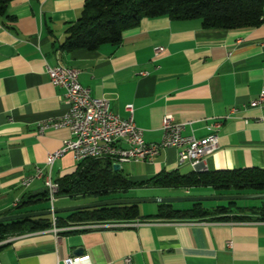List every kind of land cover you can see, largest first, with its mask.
Returning <instances> with one entry per match:
<instances>
[{"label":"crops","instance_id":"0c3cea01","mask_svg":"<svg viewBox=\"0 0 264 264\" xmlns=\"http://www.w3.org/2000/svg\"><path fill=\"white\" fill-rule=\"evenodd\" d=\"M84 2L11 0L7 13L14 20L0 17V215L46 209L44 195L32 197L44 192V179L27 187L21 180L39 166L55 181L73 173L79 162L66 152L50 168L45 165L47 155L70 137L65 127L38 131V123L67 109L64 89L50 82L47 65L77 70L78 81L93 96L106 98L120 118L128 116L125 105L131 104L145 142L161 140L166 114L185 123V135L215 132L218 148L204 157L203 171L264 170V100L253 104L264 90V7L254 27L208 29L199 19L144 18L117 44L68 52L60 45ZM156 47H163L157 55ZM120 165L132 182L197 170L179 164L175 147L161 149L150 162ZM156 212L139 211L137 218L150 223L136 227L71 222L68 212L56 213L63 221L57 227L64 230L15 234L0 244V264H56L75 256L76 247L86 257L83 264H264V220L159 219ZM97 223L107 226L87 227Z\"/></svg>","mask_w":264,"mask_h":264},{"label":"trees","instance_id":"16d2710c","mask_svg":"<svg viewBox=\"0 0 264 264\" xmlns=\"http://www.w3.org/2000/svg\"><path fill=\"white\" fill-rule=\"evenodd\" d=\"M11 0H0V17L14 20L7 8ZM264 0H85L77 20L68 25L60 48L96 50L101 44H117L125 30L136 27L144 18L165 16L169 19H199L203 28L235 29L254 27L261 23ZM59 196H98L99 200L119 198L116 194L131 188L146 187H212L217 194L264 192V170L249 167L232 170H194L180 174L177 170L160 172L143 182H132L113 170L106 158H85L76 170L55 180ZM44 195L47 191L32 197ZM31 197V198H32ZM48 199V198H47ZM31 200V199H28ZM22 203H24L22 201ZM16 209L9 210L12 214ZM5 215V214H3ZM159 219H211L221 221H263L264 199L249 207L236 200L219 201L210 206L191 202L177 209L169 203H159L153 215ZM56 226L62 225L55 214ZM139 217L137 204L107 205L68 212L67 221H128ZM144 217V216H143ZM142 217V218H143ZM141 218V217H139ZM51 227V216H37L0 223V241L9 234H22ZM1 246V245H0Z\"/></svg>","mask_w":264,"mask_h":264},{"label":"built area","instance_id":"2783aa9c","mask_svg":"<svg viewBox=\"0 0 264 264\" xmlns=\"http://www.w3.org/2000/svg\"><path fill=\"white\" fill-rule=\"evenodd\" d=\"M163 47H156L157 55ZM46 72L50 82L64 89V99L67 109L60 117L49 118L38 123V131L41 133L47 127H65L70 137L63 140L62 146L45 159V165L49 168L54 161L71 152L77 161L85 159V154H92V158L106 157L113 163H131L137 161L150 162L161 149L175 147L178 150L179 164L188 163L197 170H201L203 159L218 148V135L211 132L204 137L197 138L194 135L183 134L185 123L175 122L170 114H166L161 120L162 138L158 142H145L143 130L137 127L133 121V107L125 105L128 113L126 118H120L111 111L109 102L104 97H96L91 94L90 88L83 86L78 81V71L60 65L46 66ZM264 100V90H261L259 98L253 104H260ZM37 178L44 179V188L50 201L51 209L56 198L58 186L50 178L49 173L44 174L43 168L36 166L33 174L25 176L21 180V186L27 187ZM55 214H51V229L57 234ZM146 220L139 218L134 221L119 222L120 227H136ZM88 225V226H87ZM87 227H105L104 223L87 224ZM14 238H8L12 240ZM5 241H1L0 244ZM85 256L68 255L59 259L56 264H83ZM130 261L129 257L124 259Z\"/></svg>","mask_w":264,"mask_h":264},{"label":"rangeland","instance_id":"374dc122","mask_svg":"<svg viewBox=\"0 0 264 264\" xmlns=\"http://www.w3.org/2000/svg\"><path fill=\"white\" fill-rule=\"evenodd\" d=\"M127 164H123V172L126 173L127 170ZM253 193V192H250ZM217 194V190H215L212 187H207V186H199V187H191L187 190L180 188V187H175V188H149V187H141V188H134V189H129L126 191H122L115 196L119 198H133V199H140V198H154V197H179V196H186V195H195V196H205V195H214ZM55 200H58L55 202ZM54 200V208H57L59 206L58 204H66V205H60L61 207H66V206H71L75 204H82V203H91L95 201H99L98 196H93V195H86V196H78V197H68V196H59L58 198L56 197ZM102 200V199H100ZM257 199H240L236 200L237 205L241 207H249L255 203ZM203 205L205 206H210L211 204H216L219 201H202ZM224 202V201H222ZM159 203H154V202H143L137 204L139 211L142 213H151L155 212L157 209V205ZM174 208H186L190 206L191 202L187 201H175L170 203ZM46 209L51 208L50 201L47 200L43 202V204ZM35 211V210H33ZM63 214V213H61ZM50 216V215H49ZM15 234H9L7 235L2 241L11 238ZM1 242V241H0Z\"/></svg>","mask_w":264,"mask_h":264},{"label":"water","instance_id":"95a60500","mask_svg":"<svg viewBox=\"0 0 264 264\" xmlns=\"http://www.w3.org/2000/svg\"><path fill=\"white\" fill-rule=\"evenodd\" d=\"M121 165L119 163H113V170L119 171ZM240 199H264V192L262 193H242V194H214V195H205V196H195V195H186L179 197H154V198H114V199H104L91 203H82L75 204L71 206L61 207V208H49L38 211H27L19 212L12 214L0 215V223L7 221H14L19 219L51 215L52 213H62V212H71L80 209H87L99 206L107 205H121V204H139L143 202H154V203H172L175 201H187V202H202V201H227V200H240ZM75 256L82 254L81 247H76L73 250Z\"/></svg>","mask_w":264,"mask_h":264},{"label":"bare ground","instance_id":"6f19581e","mask_svg":"<svg viewBox=\"0 0 264 264\" xmlns=\"http://www.w3.org/2000/svg\"><path fill=\"white\" fill-rule=\"evenodd\" d=\"M85 158H92V154H85Z\"/></svg>","mask_w":264,"mask_h":264}]
</instances>
